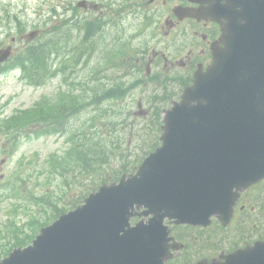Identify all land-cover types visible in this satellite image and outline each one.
Wrapping results in <instances>:
<instances>
[{
  "label": "water",
  "instance_id": "1",
  "mask_svg": "<svg viewBox=\"0 0 264 264\" xmlns=\"http://www.w3.org/2000/svg\"><path fill=\"white\" fill-rule=\"evenodd\" d=\"M182 16L192 15L183 10ZM262 41L232 39L231 49L217 53L214 66L198 73L166 113L162 146L135 175L101 187L83 206L42 229L32 247L14 251L1 264H163L165 218L190 225H207L213 215L227 220L234 189L264 174V60L240 56ZM8 54L1 52L0 62ZM244 73L252 76L241 82ZM149 215L147 224L129 227L130 218ZM223 264H264V244Z\"/></svg>",
  "mask_w": 264,
  "mask_h": 264
},
{
  "label": "rangeland",
  "instance_id": "2",
  "mask_svg": "<svg viewBox=\"0 0 264 264\" xmlns=\"http://www.w3.org/2000/svg\"><path fill=\"white\" fill-rule=\"evenodd\" d=\"M61 1L62 0H0V15L9 16V21L5 27L0 26V32L13 29L15 27V17H17L21 21L29 24V28L25 31L24 36L36 30L39 31V36H42L43 33L47 31V29L40 30L43 25L42 20L47 18L46 14L48 13L50 5L59 4ZM25 38L26 36L24 39L17 40L13 49H16V47H19L21 44L29 42ZM11 40L10 37L8 39H2V44L9 45L11 44ZM60 59L61 57L54 63L55 68H59ZM68 69L61 68V71L55 73V78L51 79L41 88L26 86L25 83L20 80L17 72H10L1 76L0 104H4V117L13 113L15 109L29 107L42 97L53 99L58 93H66V91L71 90V83L67 80ZM71 74L72 73L69 74V78L73 79ZM83 74L86 75V72ZM83 74H81V76ZM83 80L84 78L82 77V81ZM140 95L141 90H135L129 98L128 95L123 101L118 99L114 101L113 104L116 106L121 105L122 110L127 111L129 114L136 115V113H138L142 116V114L147 111L146 105L142 104V102L141 107L138 109L136 100L132 102ZM63 142L64 140L59 137L39 139L35 137H21L12 157L0 154V176L2 174L4 178H7L18 173L22 176L30 177V174H32L33 177L31 176V179L35 180L37 172L44 165L47 157L62 148ZM0 144L1 146H5L7 142L5 139H1ZM1 193L3 194V192ZM8 209V202H5L4 199H0V227L7 218L6 212ZM16 216L23 217V221L27 218L25 213H22L20 210L17 211Z\"/></svg>",
  "mask_w": 264,
  "mask_h": 264
},
{
  "label": "trees",
  "instance_id": "3",
  "mask_svg": "<svg viewBox=\"0 0 264 264\" xmlns=\"http://www.w3.org/2000/svg\"><path fill=\"white\" fill-rule=\"evenodd\" d=\"M64 40L65 39H59V38L46 39V40L40 39L36 43L28 46L23 53L16 54L9 64L20 65L25 71H26V69L24 68L25 66L27 67L33 66V68L30 71H34L35 73L34 75H31L30 72V74L28 75L29 77L28 80H30L33 84L42 85L44 83V79L46 78L48 70L50 69V63H49L50 56L53 54V51L61 47ZM28 71L29 70H27V73ZM115 87L116 88L109 91L104 90L102 88L101 90L89 89V91H85L84 94L86 96L87 95L90 96V98L88 99L90 103L92 101L97 103L98 95L100 93L102 94L106 93V96H109L115 91V97H120L125 94V91L121 86L115 85ZM65 99H67L71 103H75L76 106L70 108L66 106L59 107L63 103L67 102V100H62V103L58 104L54 109L53 108L46 109L40 107L37 110V113L39 114V116H44L54 111V114L52 116L53 118L62 117L63 119L66 120L67 123L72 118L69 122V125H71V128L77 127V121H78L77 116L79 113L78 106L80 107L79 102L77 101L76 96L74 95L68 96ZM35 116L37 115L36 113L33 112L32 114L24 118H21V122L28 124V122ZM87 117L88 116L85 115V118ZM96 125L99 128L98 123L90 124L84 122V124H82L81 135L83 137V147L80 145V143L74 144L70 163L73 165V167L79 168L80 175H84L85 177H87L88 175H92L93 169L102 170L100 174L103 176H100L98 173L95 172L94 175L89 180L90 182L88 185L89 188L87 186H84L79 191L75 199L68 201V203H66L65 206L61 208H58L56 205H52L49 214L46 213V215L43 217V221H38L36 223V226H34L33 229H30V231H27L25 233H20L22 234L21 235L22 237H19V239H17L14 246H21L24 244V242L29 243L33 238V236L37 233L38 228L41 226L43 222L47 223L49 220L54 219L63 211H66V209L70 210L76 207L78 204L81 203L82 199L88 193L95 190L98 186L107 182L116 181L120 177V175L132 172L134 168H136L137 165L140 163L143 157H139V155H136L132 161H128L126 157L120 164H118L117 167L110 168L112 157L115 155L114 144L113 145L112 143L110 144L112 138H109L108 141L107 138L99 134V131L97 132L96 136L99 137L100 139H93V137L88 138V136H91V133H95L91 130L95 129ZM7 127H9V123L7 124ZM69 131L71 132V130ZM78 134H79L78 128L74 129L73 138L75 139L78 138ZM117 158L121 159L122 157H117ZM31 196L34 197L33 195ZM36 198L37 197H34V200H36ZM41 202L42 205L44 206L45 199H42Z\"/></svg>",
  "mask_w": 264,
  "mask_h": 264
},
{
  "label": "flooded vegetation",
  "instance_id": "4",
  "mask_svg": "<svg viewBox=\"0 0 264 264\" xmlns=\"http://www.w3.org/2000/svg\"><path fill=\"white\" fill-rule=\"evenodd\" d=\"M101 1V2H100ZM176 5L189 8H197L194 0H175ZM149 6H164L166 2L164 0H149ZM86 7V4H83ZM100 5L106 6L107 9L115 7L112 0H99L96 1V5L93 7L96 9ZM146 4H138L137 9L143 10ZM95 25L107 24L112 26L114 23V17L109 15H99L93 19ZM168 25V32L163 35V26L161 22L154 35L150 36H122L113 37L110 35L107 39H167L165 47L167 51H161L159 53V59L162 64L161 74L167 73L175 68H178L184 76L190 77L195 69L202 67L205 69L211 61L212 49L219 48L222 46L220 42L221 30L220 28L212 22L206 21H196V20H182L179 21L175 19L172 15H168L165 20ZM95 39H99L100 35L96 30H93ZM86 35V29L84 26L81 27V36L84 38ZM151 64V63H149ZM152 65V64H151ZM172 74V73H171ZM174 75V74H172ZM255 192L249 193L248 196H243L242 202L248 205L252 203L251 212H238L236 216V221L244 218H251L253 222V227H257L259 222L264 224V206L255 210L257 203L254 199ZM244 206V205H243ZM260 209L262 211H260ZM241 211L243 208L240 209ZM257 223V224H256Z\"/></svg>",
  "mask_w": 264,
  "mask_h": 264
}]
</instances>
